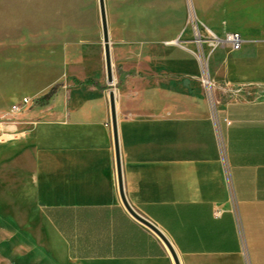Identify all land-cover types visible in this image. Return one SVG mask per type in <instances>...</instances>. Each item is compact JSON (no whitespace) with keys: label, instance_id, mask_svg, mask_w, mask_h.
<instances>
[{"label":"crops","instance_id":"crops-1","mask_svg":"<svg viewBox=\"0 0 264 264\" xmlns=\"http://www.w3.org/2000/svg\"><path fill=\"white\" fill-rule=\"evenodd\" d=\"M127 1L121 11L133 19L137 9ZM223 17L242 41L238 50L211 54L220 84L214 100L166 94L157 126L145 106L136 117L117 116L125 199L166 236L179 264H264V0H212L215 36ZM88 104L59 112L66 124L38 126L35 160L16 168L43 257L50 264H173L125 211L111 126L102 125L110 113L94 114Z\"/></svg>","mask_w":264,"mask_h":264},{"label":"rangeland","instance_id":"rangeland-1","mask_svg":"<svg viewBox=\"0 0 264 264\" xmlns=\"http://www.w3.org/2000/svg\"><path fill=\"white\" fill-rule=\"evenodd\" d=\"M127 2L104 0L113 77L109 85L97 0H0V264H50L39 247L43 236L27 222L33 203L23 200L16 169L35 160L38 126L66 124V118L59 121V112L81 110L84 102L94 114L105 108L109 112L110 90L120 120L136 117L145 106L156 126L166 94L188 100L216 97L220 84L213 77L211 54L228 44H211L212 0H134L133 19L122 14ZM225 21L218 22L223 33L216 37L221 39L228 33ZM201 59L209 86L202 81ZM86 79L104 89L84 84ZM13 106L19 109L12 111ZM102 125L110 128V119Z\"/></svg>","mask_w":264,"mask_h":264},{"label":"water","instance_id":"water-1","mask_svg":"<svg viewBox=\"0 0 264 264\" xmlns=\"http://www.w3.org/2000/svg\"><path fill=\"white\" fill-rule=\"evenodd\" d=\"M97 1H98L101 32H102L106 82L107 84L111 85L113 82V77H112V69H111V58H110L109 37H108L105 5H104V0H97ZM108 105H109L110 126L112 131V140H113L114 163L116 165L117 186H118V192L121 203L127 214L132 219H134L136 222L147 228L159 239V241L163 244L168 254L170 255L173 264H179L177 253L175 252L172 244L169 242L166 236L152 222H150L149 220L141 216L139 213H137L125 199L123 192L122 177H121V168H120L121 160H120L119 139H118V131H117V114H116V106H115V96L113 91L111 90L108 92Z\"/></svg>","mask_w":264,"mask_h":264},{"label":"built area","instance_id":"built-area-1","mask_svg":"<svg viewBox=\"0 0 264 264\" xmlns=\"http://www.w3.org/2000/svg\"><path fill=\"white\" fill-rule=\"evenodd\" d=\"M195 36L197 37V42L200 43V35H199L198 30L195 33ZM212 40H213V43H211V44H218L220 42H226L231 47L232 50H238L240 45H241V41H242L240 35L238 33H235V32L226 34V36H225V38L223 40L219 39L216 36H214L212 38ZM26 103H27V99L23 98L21 103H20V105L24 106ZM18 109H19L18 106H13L12 107V111H17ZM237 227H238L239 235H240L241 240H242L241 228H240L239 225Z\"/></svg>","mask_w":264,"mask_h":264},{"label":"trees","instance_id":"trees-1","mask_svg":"<svg viewBox=\"0 0 264 264\" xmlns=\"http://www.w3.org/2000/svg\"><path fill=\"white\" fill-rule=\"evenodd\" d=\"M84 84H88L91 85L93 87H95L98 90H103L104 88L102 86H100L96 81L91 80V79H86L84 81ZM54 92V87L48 92V94L46 95V98L50 97V95Z\"/></svg>","mask_w":264,"mask_h":264},{"label":"bare ground","instance_id":"bare-ground-1","mask_svg":"<svg viewBox=\"0 0 264 264\" xmlns=\"http://www.w3.org/2000/svg\"><path fill=\"white\" fill-rule=\"evenodd\" d=\"M190 19L191 18H193V22H195V23H197L198 21H195V16H194V14H193V12L192 11H190ZM209 31V30H208ZM200 63H201V68H202V70H204L205 69V67H204V61H202V59L200 60ZM203 83L205 84V85H207V86H209V85H211V82L207 79V76H206V73H205V70H204V78H203Z\"/></svg>","mask_w":264,"mask_h":264}]
</instances>
